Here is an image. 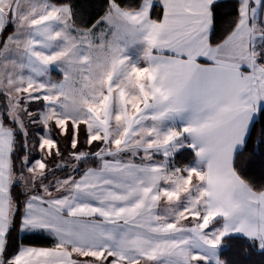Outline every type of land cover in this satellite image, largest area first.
<instances>
[{"label": "snow or ice", "instance_id": "1", "mask_svg": "<svg viewBox=\"0 0 264 264\" xmlns=\"http://www.w3.org/2000/svg\"><path fill=\"white\" fill-rule=\"evenodd\" d=\"M225 7L0 0V264H264V0Z\"/></svg>", "mask_w": 264, "mask_h": 264}, {"label": "trees", "instance_id": "2", "mask_svg": "<svg viewBox=\"0 0 264 264\" xmlns=\"http://www.w3.org/2000/svg\"><path fill=\"white\" fill-rule=\"evenodd\" d=\"M222 3L226 4V5H229V7H225V8H222L221 9V12L222 13H228L229 16L231 15V3H232V0H221ZM218 24H219V21H218ZM260 125H257V130L259 129ZM250 148H251V145H250ZM258 170V168H257ZM19 233L18 231H13L9 237V245H10V251H14L15 250V247L18 245V243L20 242L19 241ZM24 243H29V241H24ZM31 243L33 245H37V246H48L45 242L43 241H31Z\"/></svg>", "mask_w": 264, "mask_h": 264}]
</instances>
